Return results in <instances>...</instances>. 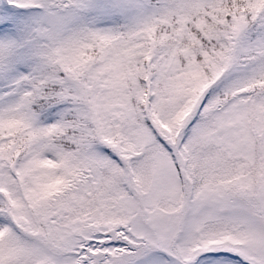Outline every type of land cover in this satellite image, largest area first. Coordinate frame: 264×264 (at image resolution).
Here are the masks:
<instances>
[{
	"label": "snow or ice",
	"instance_id": "snow-or-ice-1",
	"mask_svg": "<svg viewBox=\"0 0 264 264\" xmlns=\"http://www.w3.org/2000/svg\"><path fill=\"white\" fill-rule=\"evenodd\" d=\"M0 264H264V0H0Z\"/></svg>",
	"mask_w": 264,
	"mask_h": 264
}]
</instances>
